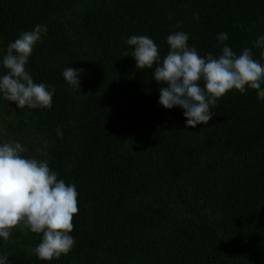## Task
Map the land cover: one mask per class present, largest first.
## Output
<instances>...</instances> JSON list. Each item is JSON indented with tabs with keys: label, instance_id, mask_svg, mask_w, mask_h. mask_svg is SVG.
I'll list each match as a JSON object with an SVG mask.
<instances>
[{
	"label": "trees",
	"instance_id": "trees-1",
	"mask_svg": "<svg viewBox=\"0 0 264 264\" xmlns=\"http://www.w3.org/2000/svg\"><path fill=\"white\" fill-rule=\"evenodd\" d=\"M36 25L47 33L26 67L55 86L53 105L19 109L0 94V142L76 185V243L41 261L29 250L42 237L14 231L0 238L9 264H264V101L231 91L207 125L186 127L126 44L147 35L164 57L184 31L201 56L218 55L227 32L239 54L264 35V0H0V75L9 42ZM70 66L84 69L81 91L63 78Z\"/></svg>",
	"mask_w": 264,
	"mask_h": 264
},
{
	"label": "clouds",
	"instance_id": "clouds-1",
	"mask_svg": "<svg viewBox=\"0 0 264 264\" xmlns=\"http://www.w3.org/2000/svg\"><path fill=\"white\" fill-rule=\"evenodd\" d=\"M199 20V14H194ZM177 28L182 24H177ZM47 33V27L36 25L23 31L9 42L0 75V94L15 102L19 109H51L55 86L37 83L27 70L35 46ZM227 32L217 35L223 47L220 54L208 52L201 56L189 46V34L175 31L168 35L169 51L162 57L158 45L147 35H131L126 44L133 46L131 55L140 70L153 69V78L167 87L159 89V103L167 109H184L186 127L207 125L214 113L212 108L231 91L246 94L255 90L257 99L264 101V51L259 58L253 49L264 50V35L251 47L238 54L226 41ZM125 52L123 56H128ZM84 69L72 66L63 70V78L75 90L81 91L80 76ZM57 135L63 132L57 129ZM27 150L18 141L0 142V238L10 240L14 231L28 230L42 238L29 251L41 261L58 260L75 246L71 235L74 217L79 213L76 185L58 178L47 160L22 155ZM9 255L0 254V264H9Z\"/></svg>",
	"mask_w": 264,
	"mask_h": 264
}]
</instances>
